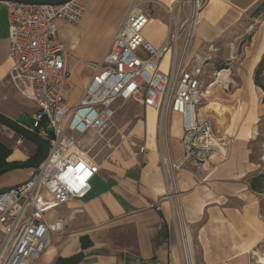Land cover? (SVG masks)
<instances>
[{"label": "crops", "instance_id": "1", "mask_svg": "<svg viewBox=\"0 0 264 264\" xmlns=\"http://www.w3.org/2000/svg\"><path fill=\"white\" fill-rule=\"evenodd\" d=\"M77 1L84 8L81 21L70 25L59 19L55 26L69 55L70 87L77 91L79 100L92 76V65L99 63L134 0ZM138 1L149 17L142 37L159 47L168 33L164 9L150 8L154 0ZM157 1L166 7L173 3ZM258 1L208 0L187 50L193 57L190 69L199 66L212 73L202 78L205 89L211 85L208 95L203 96L198 118L209 120L214 134L229 137L227 158L221 161L213 156L207 167L186 164L175 169L171 177L170 165L179 163L183 156L179 116H170V164H163L165 150L158 144L156 112L140 101H116V120H112L108 133L115 150L101 149V145L92 150L99 170L88 193L47 213L48 221L65 220L64 227L51 235L48 248L32 264H182L174 216L177 208L189 232L194 264H254L260 259L264 218L259 194L249 189L247 179L257 172L248 144L256 135V118L264 115L263 93L253 82L264 55L263 15L254 20L255 29L236 56L237 62L234 56L224 61L232 70L215 74V52L209 49L242 23ZM8 36L6 9L0 1V114L18 123L25 99L7 79ZM160 67H167L166 59ZM211 100L226 109L222 116L209 108ZM30 105L25 112L29 118L34 110ZM0 136V168L28 161L38 153V148L24 139L30 157L24 155L15 146L16 135L2 133L1 124ZM129 141L144 146L145 152L139 154ZM32 171L16 169L1 175L0 193L26 181Z\"/></svg>", "mask_w": 264, "mask_h": 264}, {"label": "built area", "instance_id": "2", "mask_svg": "<svg viewBox=\"0 0 264 264\" xmlns=\"http://www.w3.org/2000/svg\"><path fill=\"white\" fill-rule=\"evenodd\" d=\"M187 1V2H186ZM208 0H179L168 10V33L162 45L144 40L148 13L134 0L113 35L78 102L69 106L71 91L65 51L56 20L77 25L84 14L77 0L59 5L3 1L9 27L10 69L7 79L15 91L34 105L26 129L48 142L45 160L23 183L0 193V264H32L48 248L53 233L65 220L48 221L47 213L68 201L83 199L99 170L92 150H115L112 136L116 101H140L157 114L158 144L162 163L170 164L168 128L171 114L180 119L183 156L170 165L207 167L211 157L227 158L229 137L216 135L209 120L198 118L202 106L201 67L185 66L194 24ZM186 18L181 21V15ZM166 59L167 67L160 63ZM215 76V74L213 75ZM1 132L16 135L15 146L30 157L24 138L1 125ZM130 146L139 154L145 147ZM33 157V156H32ZM83 166V167H81ZM177 244L182 264H194L191 240L179 208Z\"/></svg>", "mask_w": 264, "mask_h": 264}, {"label": "rangeland", "instance_id": "3", "mask_svg": "<svg viewBox=\"0 0 264 264\" xmlns=\"http://www.w3.org/2000/svg\"><path fill=\"white\" fill-rule=\"evenodd\" d=\"M177 1H179V0H173V3L169 7H166L162 3L158 2L157 0H154V1H151L149 3V6H150V8L152 6L163 8L165 15H166V18H167V22L169 23L170 17L168 14V10L172 9ZM244 1L246 2L247 0H238V2H240V3H243ZM206 3H204L203 7L205 6ZM263 4H264V0H259L258 2H256L254 4V6H252V9L249 12V14L245 15V18H244L242 23H240L238 26H236V28H233V30L231 32H229L228 34H226L221 41H219L215 44L213 43V44L209 45L210 46L209 49L212 52L213 51L215 52L214 57L212 58L213 61H215L214 66H213L214 67L213 71H216V67L218 65H222V63H224L226 58L230 59L231 57L234 56V58H235L234 61H235V63L237 62L236 56L237 55L239 56L242 53L243 47L247 44L248 40L250 39V35L253 33V31L255 29V27L253 26L254 20L259 18L261 15H263V18H264V10H261V12L258 14V16H256V17L253 16L254 12L258 8H260ZM203 7H202V9H203ZM185 18H186L185 14L181 15V21L184 20ZM232 53H233V55H230ZM192 59H193V57L191 56V52H189L187 57H186L185 66L188 67L189 63L192 61ZM229 68L231 69V67H226V69H224L226 71L222 70L223 71L222 73H227V70ZM205 71H206V73L205 72L204 73L207 75V77L211 76L212 73L209 74V72H211L209 68H206ZM214 73L217 74L218 72L216 71ZM209 81L210 80H208V82ZM206 84H207V82H206ZM212 101H214V100H212ZM67 102H68V105H70V106H73L76 102H78V94H77V91L75 89L71 90V92L68 94ZM30 106H31L30 103L28 101L24 100L23 106L21 107L23 112L20 113L19 116L17 117V122L19 124H22L23 126H25V128L28 127V125L30 123V121H29L30 118L27 115V113H25L26 111H29ZM115 120H116V118H114L113 121H115ZM256 122H257V124H256V135L249 142L248 147H249V151H250L251 160L257 166V172L256 173H258V172L263 173L264 172V115L261 116L259 118V120L256 118ZM256 173H254V174H256ZM259 199H260L261 215L264 218V191L262 194L259 195ZM259 258L264 259V244L262 245L261 251L259 253ZM260 259L258 260L256 258L254 264H264V263L260 262Z\"/></svg>", "mask_w": 264, "mask_h": 264}, {"label": "water", "instance_id": "4", "mask_svg": "<svg viewBox=\"0 0 264 264\" xmlns=\"http://www.w3.org/2000/svg\"><path fill=\"white\" fill-rule=\"evenodd\" d=\"M0 1H14L19 3H33L46 5H59L69 0H0ZM0 124L10 129L12 132L26 139L29 143L41 150L39 156L33 160H28L21 163H10L0 168V176L16 169H37L45 160L48 152V142L38 137L36 134L28 131L25 127L16 123L14 120L0 114Z\"/></svg>", "mask_w": 264, "mask_h": 264}, {"label": "trees", "instance_id": "5", "mask_svg": "<svg viewBox=\"0 0 264 264\" xmlns=\"http://www.w3.org/2000/svg\"><path fill=\"white\" fill-rule=\"evenodd\" d=\"M261 10H264V4L254 12L253 16L254 17L258 16V14L261 12ZM226 67H227V65L222 63V65H218L216 67V71L220 72V71L226 69ZM253 82H254L255 86H257L263 93L262 104L264 105V55H263L260 63L258 64L256 70L254 71ZM37 152L38 153L35 154L31 159L37 158L39 156V154L41 153V150L38 149ZM250 159H251V157H250ZM247 184H248L249 189L252 192L259 194V195L262 194L264 191V172L263 173L258 172L256 174H253L252 176H250L247 179Z\"/></svg>", "mask_w": 264, "mask_h": 264}, {"label": "bare ground", "instance_id": "6", "mask_svg": "<svg viewBox=\"0 0 264 264\" xmlns=\"http://www.w3.org/2000/svg\"><path fill=\"white\" fill-rule=\"evenodd\" d=\"M197 19H198V17H197ZM197 19H196V21H195V24H194V26H196L197 25ZM151 23V21L149 22V24ZM201 40V39H200ZM193 41V40H192ZM192 51V50H191ZM190 57V56H189ZM209 92V91H208ZM205 94L203 93V96H204ZM208 95V94H207ZM206 96V95H205ZM207 108H208V106H207ZM209 108L210 109H212L218 116H222V114L226 111L220 104H218L217 102H215V101H210V104H209ZM211 111V110H210ZM258 259V258H257ZM260 262L261 263H264V259H260Z\"/></svg>", "mask_w": 264, "mask_h": 264}, {"label": "snow or ice", "instance_id": "7", "mask_svg": "<svg viewBox=\"0 0 264 264\" xmlns=\"http://www.w3.org/2000/svg\"><path fill=\"white\" fill-rule=\"evenodd\" d=\"M81 167H83V166H81Z\"/></svg>", "mask_w": 264, "mask_h": 264}]
</instances>
